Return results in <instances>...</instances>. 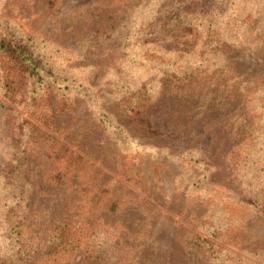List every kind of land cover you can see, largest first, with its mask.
Listing matches in <instances>:
<instances>
[{
    "label": "rangeland",
    "instance_id": "374dc122",
    "mask_svg": "<svg viewBox=\"0 0 264 264\" xmlns=\"http://www.w3.org/2000/svg\"><path fill=\"white\" fill-rule=\"evenodd\" d=\"M206 1L211 27L173 40L150 27L164 0H0V38L32 39L76 82L38 98L41 117L23 76L12 102L0 71V264H80L83 245L56 262L38 251L71 217L116 254L133 246L135 264H264V113L243 102L264 76V0ZM106 8L130 23L99 25ZM241 144L249 160L231 155Z\"/></svg>",
    "mask_w": 264,
    "mask_h": 264
},
{
    "label": "trees",
    "instance_id": "16d2710c",
    "mask_svg": "<svg viewBox=\"0 0 264 264\" xmlns=\"http://www.w3.org/2000/svg\"><path fill=\"white\" fill-rule=\"evenodd\" d=\"M120 1L124 3V1L127 0ZM220 1L221 4L224 5L226 0ZM138 2L141 3L142 0H138ZM207 3L208 1L206 0H164L163 3L160 2L158 4L157 9L153 10L154 13L152 15L150 27L154 30L157 29L158 32H163L164 37H169L173 40L187 39L189 36H191L189 38H192L199 33L200 29L206 24L209 25V29L212 22H214L217 17L216 12L210 10V7H208L210 11L205 12V14L202 12L204 5ZM123 6L125 7V5ZM107 8L101 10L97 16H94L97 18L99 25H108L110 28L108 30H111L115 25L124 27L130 23L126 17V11L118 10L119 16L121 15L120 18L118 14L107 11ZM91 17H93L92 14ZM94 24L98 25V23ZM176 52L180 55L188 54V52H183L181 49ZM0 54L8 61L7 63L1 62L0 66V71L4 74V79L8 80L10 83L7 85L5 97H9V100L12 102L17 99V94L14 91L17 89L20 81L18 78L14 79L13 77L12 71L15 69L19 75L21 74V76H23V84L27 83V88H29L28 91H23V102L25 101L29 107H34V113L41 117H49V112L44 111V109L40 107L37 101L38 98H42L51 91V93H55L62 101V99L68 96L66 92L70 90L73 85H76V82H73L72 78L67 74L63 75V71L56 67L45 53L37 50L34 41L30 38L24 39L14 36L0 38ZM245 75L246 74H244V76ZM262 77V79L254 80L251 90L249 91V96L246 95V100L243 101L247 103V106L254 116L257 117L256 120L258 121L262 119L264 113V76ZM172 85V89L183 94L186 99H190L185 93L187 91L191 92L193 88L188 86L186 89V84H181V82L177 80L172 82ZM162 87H165V84H162ZM37 90L38 92L43 90L44 94L35 96ZM66 100H64L65 103ZM105 118L106 116L103 114L100 116L101 121L107 123V121H103ZM257 124H259V122ZM242 137L244 139V135H242ZM61 151H64V153L68 152L66 148L60 147L54 153V156H56L58 152L62 153ZM252 152L253 151L249 147L243 148L241 144V146L239 145L231 151V155H235L236 158H239L243 153V159L249 160ZM63 158L62 154L56 157L57 161ZM78 160L81 161L79 158ZM71 165V162H68L67 165L64 166L61 165L62 170L56 172L53 179L56 182L64 179L67 174H70L69 170ZM58 168L60 167L58 166ZM15 207L16 204L7 210L6 219L9 220L14 214ZM71 218H68L63 223L62 228L61 226L56 227L61 230L60 233L57 232V234L54 233L51 236H44L40 239L41 242L39 246H41V248L38 251L42 252L41 256H43L44 259L47 261L54 260L53 262H56L62 258L63 255L72 253L83 245L84 252L80 264H135L137 254L134 253L133 246H126L121 255L116 254V251L118 253L120 252L118 250V243L113 242V238L105 236H79L77 229H75L79 222L76 220L75 226L72 227L71 223L73 220L70 221ZM15 228L16 227H13L9 231L10 243L13 249H18L20 252L23 248L20 239L21 236L20 232L14 231ZM12 234L16 236H12ZM29 245L30 243L27 245V248Z\"/></svg>",
    "mask_w": 264,
    "mask_h": 264
}]
</instances>
